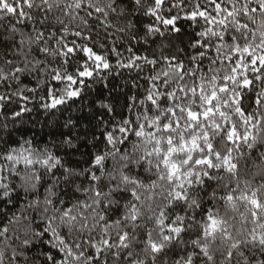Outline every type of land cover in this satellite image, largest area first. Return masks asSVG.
<instances>
[{
  "label": "snow or ice",
  "instance_id": "1",
  "mask_svg": "<svg viewBox=\"0 0 264 264\" xmlns=\"http://www.w3.org/2000/svg\"><path fill=\"white\" fill-rule=\"evenodd\" d=\"M73 106L0 151V264H264V0H0L2 127Z\"/></svg>",
  "mask_w": 264,
  "mask_h": 264
},
{
  "label": "trees",
  "instance_id": "2",
  "mask_svg": "<svg viewBox=\"0 0 264 264\" xmlns=\"http://www.w3.org/2000/svg\"><path fill=\"white\" fill-rule=\"evenodd\" d=\"M185 27H187L186 23ZM188 31L191 32V29L189 28ZM131 75L135 74L132 73ZM131 75L126 71H122L120 75L114 73L108 80L95 84L88 96V102L100 98L115 100L122 104L126 94L129 92ZM75 108L76 106H73L71 110L58 111L54 112V114L45 113L43 109H34L32 113L25 115L22 124L16 123L14 125L11 121H8L7 129L2 127L3 121L0 119V151L13 144L14 141L20 140L21 137L25 139L32 138L37 145L47 142L49 129L54 123L62 124L69 115H72L74 119L83 115V113L76 112ZM10 114L11 109L8 110V115ZM5 140L8 141L7 144L4 143ZM84 150L86 149H82V151ZM22 166L21 164L20 167ZM2 207L4 206L0 205V208ZM0 222H3V218H0Z\"/></svg>",
  "mask_w": 264,
  "mask_h": 264
}]
</instances>
